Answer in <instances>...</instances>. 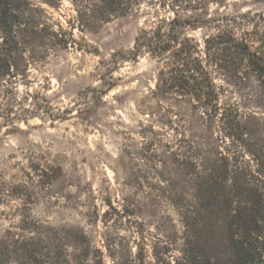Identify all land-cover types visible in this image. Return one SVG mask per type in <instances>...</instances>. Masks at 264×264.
Here are the masks:
<instances>
[{"label": "rangeland", "instance_id": "1", "mask_svg": "<svg viewBox=\"0 0 264 264\" xmlns=\"http://www.w3.org/2000/svg\"><path fill=\"white\" fill-rule=\"evenodd\" d=\"M29 2L38 34L0 88V264H46L65 246L104 264L180 260L191 194L232 142L202 101L166 89V62L117 53L176 18L203 58L219 31L261 26L264 0H133L107 22L89 0ZM210 70L219 106L246 115L263 147L264 83Z\"/></svg>", "mask_w": 264, "mask_h": 264}, {"label": "trees", "instance_id": "2", "mask_svg": "<svg viewBox=\"0 0 264 264\" xmlns=\"http://www.w3.org/2000/svg\"><path fill=\"white\" fill-rule=\"evenodd\" d=\"M89 1L91 10L107 22L125 15L133 0ZM29 11V0H0V88L6 78L17 75L29 43L26 39L38 34L29 25ZM252 21L243 15L239 24ZM259 21L261 26L257 21L251 31L240 35L235 27L219 31L207 41L203 58L188 39L181 42L175 30L187 22L176 18L161 20L153 32L139 33L132 49L117 53L123 60L135 61L147 53L166 62V89L202 101L232 142V150L219 153L191 194L184 215L183 256L174 262L156 257L153 264H264V146L256 149L250 144L246 115L219 106L210 70L224 68L241 79L242 69L264 83V18ZM45 263L104 264L99 252L72 253L69 246L49 251Z\"/></svg>", "mask_w": 264, "mask_h": 264}]
</instances>
